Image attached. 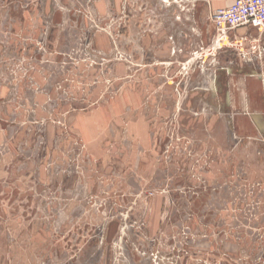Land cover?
I'll return each instance as SVG.
<instances>
[{"label":"rangeland","instance_id":"1","mask_svg":"<svg viewBox=\"0 0 264 264\" xmlns=\"http://www.w3.org/2000/svg\"><path fill=\"white\" fill-rule=\"evenodd\" d=\"M234 1L0 0V264H264Z\"/></svg>","mask_w":264,"mask_h":264},{"label":"built area","instance_id":"2","mask_svg":"<svg viewBox=\"0 0 264 264\" xmlns=\"http://www.w3.org/2000/svg\"><path fill=\"white\" fill-rule=\"evenodd\" d=\"M214 22L222 33L236 28L247 27L264 34V0H236L228 8L217 10L213 14ZM248 41V37H245ZM258 42L254 44L257 46ZM264 53L262 47L259 55Z\"/></svg>","mask_w":264,"mask_h":264},{"label":"crops","instance_id":"3","mask_svg":"<svg viewBox=\"0 0 264 264\" xmlns=\"http://www.w3.org/2000/svg\"><path fill=\"white\" fill-rule=\"evenodd\" d=\"M248 28H245V29H241V30H238L236 31V33H238L239 31H242L243 34L246 33L245 30H247ZM251 29V28H249ZM244 30V32H243ZM252 30L254 31L253 35L254 36H258L259 33L252 28ZM252 31V32H253ZM235 34V32L231 33V35ZM232 75V74H231ZM248 78H252V79H257L261 82V89H262V92L264 93V61L262 62V64L260 65V67H255V71H252L250 74L246 75ZM247 79V78H246ZM228 85H231L230 84V81L228 82ZM229 97V96H228ZM261 119L259 122H261V125L263 124L264 125V116H259ZM262 125V126H263Z\"/></svg>","mask_w":264,"mask_h":264},{"label":"water","instance_id":"4","mask_svg":"<svg viewBox=\"0 0 264 264\" xmlns=\"http://www.w3.org/2000/svg\"><path fill=\"white\" fill-rule=\"evenodd\" d=\"M263 128H264V125H263Z\"/></svg>","mask_w":264,"mask_h":264}]
</instances>
